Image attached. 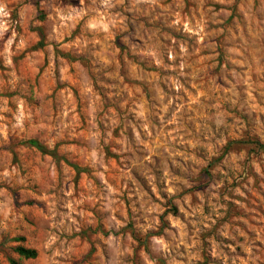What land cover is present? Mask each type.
<instances>
[{"label":"rangeland","instance_id":"obj_1","mask_svg":"<svg viewBox=\"0 0 264 264\" xmlns=\"http://www.w3.org/2000/svg\"><path fill=\"white\" fill-rule=\"evenodd\" d=\"M7 2L8 16L0 13V239L36 250L37 258L25 264H50L49 252L33 240L54 229L42 223L53 206L74 225L70 235L50 236L69 245L68 264H112L113 256L114 264H246L248 253L220 236L221 229H238L240 241L260 236L256 248L264 251V39L248 47L242 0H180L177 29L139 19L138 27L158 29V43L168 48L162 59L144 49L143 59H134L117 35L110 46L97 41L93 53L82 50L80 23L64 21L72 24L66 33L49 24L53 11L75 7L70 0H46L51 7L41 0ZM172 3L159 0L158 10ZM252 7L259 9L260 0ZM125 31H134L132 25ZM50 33L61 38L49 40ZM137 40L143 43L135 35L128 43ZM174 51L189 54V67L181 69L192 73L189 83L173 74L182 63ZM154 95L166 101L159 115H151ZM185 108L189 116L182 117ZM218 111L225 117L219 130ZM202 128L223 144L206 166L185 172L186 155L205 158L208 137L197 135ZM30 140L49 153L25 145ZM154 145L176 164L162 168L164 155ZM189 145L199 151L186 153ZM240 154L245 159L237 171L230 163ZM190 206L200 208L196 217ZM202 216H211V227L197 234L187 221ZM174 239L176 249L169 247ZM105 241L118 242L108 255ZM53 255L54 264H64L58 251Z\"/></svg>","mask_w":264,"mask_h":264},{"label":"clouds","instance_id":"obj_2","mask_svg":"<svg viewBox=\"0 0 264 264\" xmlns=\"http://www.w3.org/2000/svg\"><path fill=\"white\" fill-rule=\"evenodd\" d=\"M65 2H69V0H65ZM253 0H242L243 7L246 9L244 13V28L245 35L248 38V47H254L257 44V41L260 39H264V0H260V8L253 9L252 7ZM70 3L75 5L74 8H64L60 11H53L51 13V18L49 20V24H55L58 28L61 29L62 33H66L67 30L72 26V24L80 23V48L82 50L87 51L89 54L93 53L97 47V41L102 42L105 45H111L112 36L117 35L120 36L121 39L119 43L122 47L126 44L128 45L127 55L132 56L134 59H143V57L139 56L141 49L146 50L149 53H155L156 58L162 59L166 57L168 48L163 47L158 43L157 31L155 25L143 28L138 27L139 19L143 18L145 21H162L163 25H166L169 29H177V24L174 22L173 17L177 15L178 11H181L183 8L180 0H173L172 4L166 5L162 10H158L159 8V0H70ZM42 7H51L50 4L46 3V0H41ZM11 9L8 7L7 0H0V13L3 14L4 17H7L9 11ZM36 15L35 10H33V17ZM59 17V19H56ZM259 17V19H257ZM32 19V17H29ZM70 20L72 24H65L64 21ZM103 21V23H102ZM24 23L23 20L20 21ZM38 23V22H35ZM105 23L109 26V28L105 29ZM203 23V19L201 20ZM129 24L132 25L134 31L125 30L128 28ZM197 34H202L200 32V26L194 25ZM3 31H0V37L3 36ZM140 37V40L143 43H140L139 40L134 43H128L133 36ZM163 35V33H160ZM61 38V33L49 34V40H59ZM8 45L12 44V38H9L7 41ZM19 47V45H18ZM242 50L246 53L248 51V47L244 45L241 46ZM174 55L177 57L179 61L182 63H177L176 71L173 73L177 79H183L185 83H189L192 77L191 72L182 71V68H188V59L189 54L187 52H175ZM23 76L21 75V79ZM13 86L16 83L15 77L10 81ZM163 82L167 83L165 79ZM242 82V81H241ZM231 91V89H230ZM177 97L180 96V93H176ZM153 105H152V113L151 115H159L163 113L164 109L159 107V111L157 108L159 105H163L166 101L161 100L159 95L153 96ZM175 111V109H173ZM45 119L44 122H47L46 114H43ZM180 116H189L187 112V108H185L184 112L180 113ZM148 122V121H146ZM184 120H181V123H184ZM225 124V117L222 112H217V118L214 121V126L219 130V128ZM161 125L166 126V120L161 121ZM54 126H58V122H54ZM20 125L18 122H10V129L13 132L18 131ZM179 135V133H177ZM197 135H206L208 137L205 145V158L203 160L196 159L194 160L192 155L188 154L185 156L183 160H181V164L183 165L184 171L188 172L189 169L192 172H196L199 167L206 166L212 158L217 155V151L220 146L223 144V140H216L211 136V132L206 128H202L197 131ZM170 142L165 139L164 144L168 145ZM177 143H180L177 140ZM208 145H211V149H208ZM155 148L161 149L162 155H164L161 145H154ZM174 147V145H173ZM49 151L55 148L54 143H49L47 145ZM186 153H190L191 151H199L195 145H189L185 149ZM231 159V158H229ZM245 159L244 154H240L237 156L236 161H231L230 167L239 171L237 161L242 162ZM176 164V161L164 155V158L160 161V166L162 168H167L168 164ZM156 167V165H153ZM31 175V174H30ZM150 176V173H148ZM5 179H18V177H6ZM25 180H29V177H24ZM227 179V177H225ZM151 182V181H150ZM224 180L219 181L214 185L215 188L219 189ZM51 187H55V185H50ZM182 186L190 187L191 185L187 183H183ZM163 191H167V189H162ZM179 191V189H177ZM106 199V197H105ZM191 207V206H190ZM219 207V203L215 208ZM200 212L199 207H191V211L189 213L190 216L196 217L197 213ZM49 220L42 222L43 224L54 223V229L46 231L43 235H35L33 244L34 247H38L41 251L47 250L49 252L48 260L50 264H54L55 256L54 252L58 251L59 256L64 257V264H68V261L71 257V249L69 245L60 238V235H56L55 239H50L52 232L57 234H68L70 235L74 229V225L65 223L68 219V216H61L56 211L53 206L48 210ZM56 216L57 218L53 221L52 217ZM18 218L13 217L10 223V230L12 229V224L17 222ZM211 216H202L197 217L196 221L188 220V223H192L193 227L198 234L202 230H206L208 227H211L210 224ZM199 225V226H197ZM111 226V224L109 225ZM154 226V225H150ZM117 227H119L117 225ZM142 231H146V228L142 229ZM220 236H226L229 239L235 241L239 247H241L244 251L248 253L246 257V264H264V251L258 250L256 248V239H262L260 236H257L255 239H249L248 237H244L243 241L239 240V230H233L232 232L227 229H221L219 231ZM47 241V243H46ZM105 244L108 246L106 250V255H108L110 250L116 248L118 242L113 241H105ZM152 244L155 248L164 247L163 241H152ZM50 245H55L54 248H50ZM169 247L176 249L178 247L177 240H171ZM261 249H264V240H262ZM122 255V253H121ZM116 257H112V264H114ZM11 261L12 264H25L23 257H20L13 245L12 239L9 237L7 240L0 239V264H8ZM238 264V262H237Z\"/></svg>","mask_w":264,"mask_h":264},{"label":"trees","instance_id":"obj_3","mask_svg":"<svg viewBox=\"0 0 264 264\" xmlns=\"http://www.w3.org/2000/svg\"><path fill=\"white\" fill-rule=\"evenodd\" d=\"M25 145H28L32 148H35L36 150H38L39 152H41L42 154H48L49 152L46 150V148L41 144L39 143L37 140H30L28 142H26ZM260 148L264 149V146H260ZM52 155H55L54 152L52 153ZM75 169L77 171H79V168L78 167H75ZM16 253L20 256V257H23V259H26V260H30V259H36L37 256H38V253L36 250L34 249H27L23 246H18L16 249H15ZM12 264V262H10Z\"/></svg>","mask_w":264,"mask_h":264}]
</instances>
